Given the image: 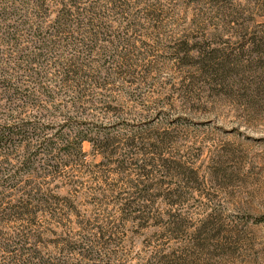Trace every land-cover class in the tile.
Instances as JSON below:
<instances>
[{"label": "rangeland", "instance_id": "obj_1", "mask_svg": "<svg viewBox=\"0 0 264 264\" xmlns=\"http://www.w3.org/2000/svg\"><path fill=\"white\" fill-rule=\"evenodd\" d=\"M0 11L49 29L67 17L54 38L79 49L47 67L51 104L21 88L45 105L48 133L72 125L110 142L104 156L84 141L57 168L0 173V242L22 239L45 264H264V0H0ZM15 55L0 44L1 61ZM73 55L86 77L61 84ZM28 193L48 211L13 218Z\"/></svg>", "mask_w": 264, "mask_h": 264}, {"label": "trees", "instance_id": "obj_2", "mask_svg": "<svg viewBox=\"0 0 264 264\" xmlns=\"http://www.w3.org/2000/svg\"><path fill=\"white\" fill-rule=\"evenodd\" d=\"M67 20V17H57L49 29L35 25L34 21L26 16L0 11V44H10L16 51L13 58L0 60V101L4 102L3 107H0V156L4 158L5 165L0 169V173H41L50 166L49 162H52L51 168L54 169L53 160L57 168L61 163L59 160L66 158L64 163H67L69 158L81 155L84 141L102 150V153H99L103 154L102 156L110 145L107 139L94 138L87 134L84 128L72 125L62 126L50 134L49 127L40 121V118L46 115L45 105H50L54 99L52 91L45 87V82L52 81L53 78L48 77L47 67L59 64L54 55L56 50L61 47L64 50L79 49L75 37L66 43H59L56 41L59 39L54 38L62 33V27H67ZM22 32L25 37L24 45H20L17 39ZM83 49L86 55H90L96 49V45L88 44ZM195 51L200 53V50ZM104 57L108 58L107 60L105 58L104 62L109 64H112L110 60L113 61L115 58L113 54L107 53ZM79 59L78 55H73L70 59L73 60L72 65L58 70L56 77L58 82L64 84L70 81H83L86 77L82 72L85 65ZM101 66L104 68L103 64ZM15 72L18 75H14ZM100 78L102 79L98 77L97 80ZM92 80L97 81L95 78ZM24 82L31 84L34 91L43 98L45 105L41 100L37 101L34 98L29 88H21ZM24 108H29L33 112L26 119L21 117ZM35 109L38 111H34ZM18 150H21V155L16 157L14 152ZM12 159L17 160L14 167L11 166ZM49 201L50 199L43 194H25V199L15 201L14 209L17 212L13 218L23 219L33 215L35 210L30 204L48 211ZM2 204L0 201V207ZM125 208H129V204ZM0 251L9 255L4 264H45L43 261L39 262L37 252L27 247L25 241L19 238L12 239L11 242H0ZM90 254L93 253L90 251L81 253L86 257H91Z\"/></svg>", "mask_w": 264, "mask_h": 264}]
</instances>
